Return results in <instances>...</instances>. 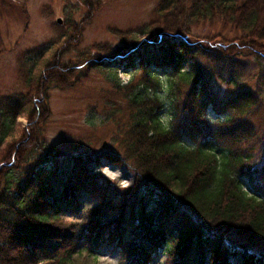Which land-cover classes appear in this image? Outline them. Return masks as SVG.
Here are the masks:
<instances>
[{
  "label": "trees",
  "instance_id": "obj_1",
  "mask_svg": "<svg viewBox=\"0 0 264 264\" xmlns=\"http://www.w3.org/2000/svg\"><path fill=\"white\" fill-rule=\"evenodd\" d=\"M156 15L147 38L86 63L114 77L121 67L142 70L136 81L116 84L127 125L113 138L115 149L103 153L122 161L134 177L133 188L121 196V217L100 216L101 203L84 221L63 220L77 211L80 190L101 202L111 197L109 187L88 171L96 155L51 150L42 141L45 106L36 100L43 94L38 80L53 74L67 79L65 65L45 66L41 75L30 68L27 95L0 102V264L63 263L73 257L70 242L95 247L104 238L117 244L127 264H148L160 249L168 254L167 264H264V248L259 252L253 244L264 242V136L253 150L247 121L260 97L237 90L222 104L228 116L211 124L197 56L206 51L197 38L194 44L187 40L194 24L221 21L240 35L205 40L215 39L226 57L245 51L264 59V0H160ZM163 69L169 70L165 82L157 72ZM161 90L173 102L165 118ZM21 114L29 122L14 148L8 139ZM126 207L129 237L122 218Z\"/></svg>",
  "mask_w": 264,
  "mask_h": 264
},
{
  "label": "rangeland",
  "instance_id": "obj_2",
  "mask_svg": "<svg viewBox=\"0 0 264 264\" xmlns=\"http://www.w3.org/2000/svg\"><path fill=\"white\" fill-rule=\"evenodd\" d=\"M159 1L0 0V102L23 99L27 95L25 77L30 68L41 75L45 66L65 65L61 70L68 73L67 79L63 80L60 75L56 80L53 74L43 80L41 78L45 75L40 76L38 80L43 94H39L36 100L44 102L45 106L42 141L51 150L96 155V160L90 161L88 171L111 190V200L105 202L80 190L76 194L77 211L63 215V220L84 221L87 213L100 208L101 203L100 216L106 215V219L113 220L121 217L118 214L121 196H127L128 188H133L134 177L122 161L109 159L103 153L115 149L113 138L120 136L127 125L125 101L116 84L122 86L128 81H136L142 70L135 72L131 66L121 67L114 77L106 68L88 69L86 63L90 58L108 57L109 50L121 45L130 47V43L147 38L144 32L157 21ZM191 32L192 37H187L189 43L194 44L196 41L193 40L197 38V43L206 51L197 56L203 69L202 93L208 100L206 112L211 124L228 116L222 104L234 92H258L260 100L247 118L250 134H254L248 145H253L252 149L257 151L264 136V59L245 51L241 55L226 57L215 39L205 40L204 37L216 34L227 39L240 35L221 21L196 23ZM120 60L122 58L116 57V61ZM69 66L72 69H68ZM157 72L160 81L165 82L169 70ZM163 90L159 91L164 106L161 118H165L173 108V102ZM229 114L238 116L235 111H229ZM17 122L16 134L8 139L14 148L24 136L21 131L28 125V115H19ZM242 123H238L236 129L239 130ZM212 143L217 150L220 148L214 140ZM129 212V207H126L122 214L126 221L131 219ZM131 226L128 221L124 230L127 237ZM86 244L84 247L82 241L67 244V248H75L71 252L72 259L63 263L38 264H127L115 242L110 243L104 238L95 247ZM253 244L262 252L263 241ZM167 259L168 254L160 249L151 255L148 264H167Z\"/></svg>",
  "mask_w": 264,
  "mask_h": 264
},
{
  "label": "water",
  "instance_id": "obj_3",
  "mask_svg": "<svg viewBox=\"0 0 264 264\" xmlns=\"http://www.w3.org/2000/svg\"><path fill=\"white\" fill-rule=\"evenodd\" d=\"M57 21L60 23L61 22V20L60 19H57Z\"/></svg>",
  "mask_w": 264,
  "mask_h": 264
}]
</instances>
